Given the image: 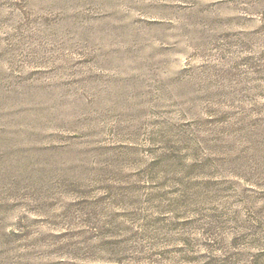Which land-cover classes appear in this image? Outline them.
Masks as SVG:
<instances>
[{"label":"rangeland","instance_id":"1","mask_svg":"<svg viewBox=\"0 0 264 264\" xmlns=\"http://www.w3.org/2000/svg\"><path fill=\"white\" fill-rule=\"evenodd\" d=\"M0 264H264V0H0Z\"/></svg>","mask_w":264,"mask_h":264}]
</instances>
